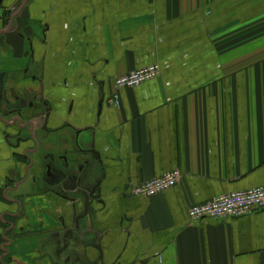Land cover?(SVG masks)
<instances>
[{
    "label": "crops",
    "instance_id": "1",
    "mask_svg": "<svg viewBox=\"0 0 264 264\" xmlns=\"http://www.w3.org/2000/svg\"><path fill=\"white\" fill-rule=\"evenodd\" d=\"M263 185L264 0H1L0 264H264V210L188 213Z\"/></svg>",
    "mask_w": 264,
    "mask_h": 264
},
{
    "label": "built area",
    "instance_id": "2",
    "mask_svg": "<svg viewBox=\"0 0 264 264\" xmlns=\"http://www.w3.org/2000/svg\"><path fill=\"white\" fill-rule=\"evenodd\" d=\"M159 64L148 65L116 78L117 87H135L160 75ZM109 102L119 106L118 97L112 96ZM182 178L180 168L171 169L160 176H155L147 181L133 183L129 187L131 195L151 197L162 193L179 184ZM255 209L264 210V185L244 190H230L211 200L192 205L189 208V218L196 221L206 217L227 218L246 215Z\"/></svg>",
    "mask_w": 264,
    "mask_h": 264
},
{
    "label": "water",
    "instance_id": "3",
    "mask_svg": "<svg viewBox=\"0 0 264 264\" xmlns=\"http://www.w3.org/2000/svg\"><path fill=\"white\" fill-rule=\"evenodd\" d=\"M0 4H1V0H0ZM90 197H95L97 198V196L94 195V191H92L89 195L86 196V208H85V212H87L88 210V205H89V201H90ZM100 202L103 203V201L101 199H98Z\"/></svg>",
    "mask_w": 264,
    "mask_h": 264
}]
</instances>
